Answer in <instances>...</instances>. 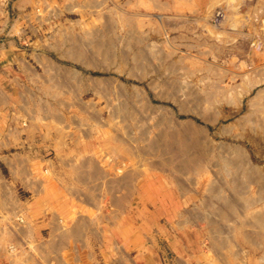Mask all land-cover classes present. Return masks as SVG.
<instances>
[{
	"label": "rangeland",
	"instance_id": "1",
	"mask_svg": "<svg viewBox=\"0 0 264 264\" xmlns=\"http://www.w3.org/2000/svg\"><path fill=\"white\" fill-rule=\"evenodd\" d=\"M23 2L0 0V42L22 35L28 61L51 62L53 99L48 112L26 85L4 100L0 154L8 122L50 113L98 147L114 183L89 212L129 231L121 252L128 240L152 264H264V0ZM18 199L0 175V225L26 223ZM6 248L13 264H51Z\"/></svg>",
	"mask_w": 264,
	"mask_h": 264
},
{
	"label": "crops",
	"instance_id": "2",
	"mask_svg": "<svg viewBox=\"0 0 264 264\" xmlns=\"http://www.w3.org/2000/svg\"><path fill=\"white\" fill-rule=\"evenodd\" d=\"M214 1L198 0V3L207 11V6ZM17 36L23 38L9 34L0 42V107L5 99L15 100L24 86L32 85L35 101H43V107L49 112L53 99L47 87L51 62L43 61L45 57L41 58L40 52H33L31 57L37 61H28L29 55L18 43ZM20 120L17 119L14 128L8 122V132H2L8 139L6 145H2L0 175L15 183L18 211L23 212L27 205L32 207L26 212V223L1 222L4 225H0V264H13L15 259L6 248L12 244L23 247L21 253L24 246H35V252L36 247L39 248L51 264H152L153 257L148 253L137 255L133 241L124 242V252L119 250L120 231L123 230L127 238L130 235L126 228L120 229L114 223L115 218L108 219V227L104 229L103 218L108 215L102 218L98 213L89 212H99L103 208V182L114 183L97 159L94 150L98 147L93 149L92 144L55 129L50 113L30 117L27 126L20 125ZM91 183H95V189ZM113 190L108 187L107 194L117 196L118 189L114 193ZM129 193L131 191H127V195ZM31 258L34 261V253Z\"/></svg>",
	"mask_w": 264,
	"mask_h": 264
},
{
	"label": "bare ground",
	"instance_id": "3",
	"mask_svg": "<svg viewBox=\"0 0 264 264\" xmlns=\"http://www.w3.org/2000/svg\"><path fill=\"white\" fill-rule=\"evenodd\" d=\"M44 3V2H43ZM64 5V4H63ZM234 9V8H233ZM21 16V15H20ZM226 16V15H225ZM25 17H27V16H25ZM216 18V17H215ZM223 19V18H222ZM225 19V18H224ZM215 22V21H214ZM17 24V23H16ZM5 25V24H4ZM14 25V24H13ZM12 25V26H13ZM8 26V25H7ZM17 26V25H16ZM19 27V26H18ZM30 30V29H29ZM33 31V30H32ZM32 31H30V32H32ZM18 32V31H17ZM24 33V32H23ZM25 62V61H24ZM40 76V75H39ZM38 77V76H37ZM30 96V95H29ZM25 99V98H24ZM24 99H23V101H24ZM45 101V100H44ZM23 105V104H22ZM21 106V105H20ZM22 109V108H21ZM40 120V119H39ZM38 120V121H39ZM47 122V121H46ZM45 127V126H44ZM6 145V144H5ZM2 146V145H1ZM72 161V160H71ZM73 162V161H72ZM23 179V178H22ZM29 181H31V180H29ZM9 204V203H8ZM7 208H8V206H7ZM11 209V208H10ZM14 214V213H13ZM21 223V222H20ZM86 228V227H85ZM82 233V232H81ZM1 245V244H0ZM13 249V248H12ZM12 251V250H11Z\"/></svg>",
	"mask_w": 264,
	"mask_h": 264
}]
</instances>
